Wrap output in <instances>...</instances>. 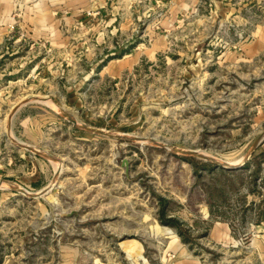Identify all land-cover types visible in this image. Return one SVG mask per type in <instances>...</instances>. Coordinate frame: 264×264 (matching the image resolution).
I'll return each mask as SVG.
<instances>
[{
  "label": "rangeland",
  "instance_id": "1",
  "mask_svg": "<svg viewBox=\"0 0 264 264\" xmlns=\"http://www.w3.org/2000/svg\"><path fill=\"white\" fill-rule=\"evenodd\" d=\"M24 13L0 7V264H264V0L128 39Z\"/></svg>",
  "mask_w": 264,
  "mask_h": 264
},
{
  "label": "crops",
  "instance_id": "2",
  "mask_svg": "<svg viewBox=\"0 0 264 264\" xmlns=\"http://www.w3.org/2000/svg\"><path fill=\"white\" fill-rule=\"evenodd\" d=\"M14 1L0 0V7L8 12L10 9L12 10ZM31 1L23 0L24 15L29 23L40 27V37L48 35L49 27L59 26L63 23H72L78 27L84 25L81 22L82 17L90 18L101 14L107 16L110 25L119 26L121 36L126 39L134 35L142 21H150L148 28L153 29L154 23L152 18H148V12L155 14L162 10L164 16L160 20L161 26L172 29L180 22L181 17L194 13L202 4V0H51V3L50 0H41L42 2L38 6ZM68 11H72L75 16L77 15V18H70L67 15ZM153 35V43L150 48L143 50L136 47L131 53H125L110 61L109 66L115 63L119 68L128 69L131 65H138L143 56L157 55L160 49L165 47L166 39L154 31Z\"/></svg>",
  "mask_w": 264,
  "mask_h": 264
},
{
  "label": "water",
  "instance_id": "3",
  "mask_svg": "<svg viewBox=\"0 0 264 264\" xmlns=\"http://www.w3.org/2000/svg\"><path fill=\"white\" fill-rule=\"evenodd\" d=\"M69 116V115H68ZM69 118L71 119V117L69 116ZM74 123H75V121L73 120V119H71ZM92 131H94V132H97V133H99V134H105L102 130H92ZM160 146H162V147H164L163 145H160ZM181 152H183V153H190V152H185V151H181ZM215 163H218L219 165H221V166H223V167H225V168H235V167H237V166H232V165H230L229 163H219V162H217V161H214Z\"/></svg>",
  "mask_w": 264,
  "mask_h": 264
},
{
  "label": "trees",
  "instance_id": "4",
  "mask_svg": "<svg viewBox=\"0 0 264 264\" xmlns=\"http://www.w3.org/2000/svg\"><path fill=\"white\" fill-rule=\"evenodd\" d=\"M161 214H162V222L163 223H167V224H172V225H176V226H178L179 225V223L175 220V219H169V220H165L164 219V214H165V212H164V208H162V210H161Z\"/></svg>",
  "mask_w": 264,
  "mask_h": 264
},
{
  "label": "bare ground",
  "instance_id": "5",
  "mask_svg": "<svg viewBox=\"0 0 264 264\" xmlns=\"http://www.w3.org/2000/svg\"><path fill=\"white\" fill-rule=\"evenodd\" d=\"M230 165H232V166H236V165H234V164H231V163H229Z\"/></svg>",
  "mask_w": 264,
  "mask_h": 264
}]
</instances>
